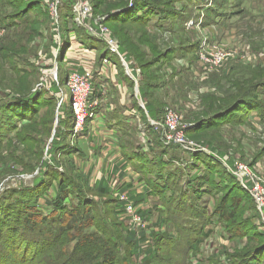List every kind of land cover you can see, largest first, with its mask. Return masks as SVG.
<instances>
[{"label": "rangeland", "instance_id": "rangeland-1", "mask_svg": "<svg viewBox=\"0 0 264 264\" xmlns=\"http://www.w3.org/2000/svg\"><path fill=\"white\" fill-rule=\"evenodd\" d=\"M58 1L56 18L59 25L55 27V18L43 5L47 0H0V27L4 31L0 40V141L5 148L1 153L6 160L5 165L0 164V264H62L69 258L67 254L54 252L56 248V251L60 249L66 236L59 246L51 243L50 248H45L40 245L41 241L36 242L38 237L22 233L28 214L24 212L27 209L25 203L34 201L29 195H37L42 207L50 201V206L55 210L58 208L56 211L60 219L65 217L66 210L70 211L73 207L81 215L89 209L98 218L101 228H87L83 222L80 226L83 236L78 239L92 233L104 239L103 229L107 226L100 219L107 217L108 225L110 222L116 223L121 234L116 264H142L149 246H158L162 261L170 260L172 264L240 263L257 243L264 242V234H260V231H264L263 217L255 209L250 191L237 179L239 183H236L226 167L213 164L203 153L191 157L182 150L169 148L165 150L168 160H159L156 165L149 166L152 171L162 172L164 177L174 176L177 182L173 184L176 188L173 195H162L157 202L168 211L158 210L154 215L150 212L142 222L133 221L130 214L115 211L118 203L115 191L107 195L99 194L96 185L89 186L81 175L66 181L69 169L65 165L71 163L68 154L59 152L56 155L57 163L50 160L48 150L52 141L60 136L61 143L66 144L69 137L64 126L69 127L73 120L70 109L61 108L64 94L68 92L69 105L72 97L64 59L77 57L79 49H95L92 46L98 48L100 55L105 52L104 45L86 34L85 26L89 21L85 20L83 24L76 21L74 6L80 0ZM86 1L93 5L98 0ZM133 1L107 0L94 15L103 17L105 22L109 12L107 4L112 12L131 2L133 4ZM142 1L129 12L132 15L140 9L136 15L143 23L140 30L123 29L118 27L119 24L114 27L107 23L118 41L123 35L132 37V44L148 53L139 59L132 58L135 66L133 75L138 77V89L132 81L138 106L139 88L142 85H162L151 91L152 99L162 102L159 105L162 107L159 121L163 120L166 107L178 109L189 139L197 143L210 140L218 150L226 153L224 161L229 167L233 166L230 161L235 162L236 171V164L242 163L252 174L264 179V0ZM112 5L120 7L114 9ZM183 7L185 9L180 13ZM165 10L172 14L162 15L160 11ZM115 30L117 33H114ZM64 36L71 41L68 48ZM146 39H152V52L147 48L150 40ZM79 41L91 48L79 46ZM133 47L130 50L135 54ZM212 49L215 50L209 51ZM227 52L228 58L224 64L215 61L205 64L203 55L208 57V53H217L218 59ZM143 61L151 63V66L146 68ZM64 77L66 79L61 80ZM172 83L180 85L173 88ZM243 85L255 86V90H249V96L258 95V102H252L249 98L252 103H246L245 99L219 120L209 124L200 123L223 112L225 103L234 99L237 103L242 99L237 90ZM54 86L59 88V92H53ZM31 93H35L32 99L24 101ZM216 97L219 100L214 101ZM209 102L214 108L203 114L201 103L207 105ZM63 118L67 122L61 125ZM203 127H208L212 132L197 131ZM149 128L160 132L162 138L160 127ZM28 129L31 132L26 134L31 137L26 141L21 140V137H28L25 134ZM69 139L72 141L71 137ZM37 146L43 152L41 163L28 170L26 163H35L39 157L33 156L40 154L36 151ZM173 160H178L180 166H176ZM202 161L208 171L215 173L207 177L210 189L220 195H182L181 190L188 187L191 179H195L192 173L195 168L201 169ZM62 177L72 195L61 191ZM36 180L40 181L36 183ZM169 180L167 178L168 184ZM185 180L187 182L183 184ZM248 180L247 176L243 177V183L247 184ZM3 195L5 200L6 197L13 198L11 206L3 204ZM222 200H225V210L216 213ZM179 201L184 202L185 208L179 207ZM224 212L234 213V220H224L221 216ZM5 219L6 224L3 225ZM213 222L214 226L211 224ZM238 224L242 231L235 234ZM122 228L147 233L148 241L141 244V254L137 255L132 244L125 243L123 236L126 237L127 232H123ZM157 234L166 236L164 239L159 236L162 243L154 242ZM66 246L69 250L72 244L67 241ZM22 259L25 261H20Z\"/></svg>", "mask_w": 264, "mask_h": 264}, {"label": "crops", "instance_id": "crops-1", "mask_svg": "<svg viewBox=\"0 0 264 264\" xmlns=\"http://www.w3.org/2000/svg\"><path fill=\"white\" fill-rule=\"evenodd\" d=\"M200 7L205 8L204 5ZM184 9L185 7L180 13ZM161 13L164 15L162 11ZM78 53L77 57L72 59L65 58V66L73 65L80 72L87 68L94 72L96 79L94 95L99 105L97 117L91 122L85 134L74 142V147H70L71 129L64 126L69 130L66 132L69 133L67 135L69 138L62 151L71 157V163L65 165L70 176L73 179L75 175L85 177L89 186L97 187L103 181L110 190L108 194L120 191L134 198H144L140 202H135L140 214L147 213L146 216H149L150 212L154 215L158 210L165 211L166 208L159 206L157 202L162 195H173L172 184L175 185L176 181L170 178L168 184L166 181L169 175L164 177L162 172L157 173L149 167L156 165L159 160L169 159L160 132L154 131L153 127L149 128L152 125L148 121L151 116L158 117L162 107L152 105L147 109L149 112L141 111L135 100L131 78L119 64L117 66L102 64L97 47L92 50L79 49ZM113 61L116 63V58ZM173 163L180 166L178 160H173ZM201 165V169H194L192 174L195 179H191L188 186L198 189L194 195H220L210 189L207 183L210 171L205 164ZM113 181L114 185L118 183L114 190ZM196 181L199 183L195 184ZM186 182L185 180L183 184ZM181 192L182 195L191 194L188 187H184Z\"/></svg>", "mask_w": 264, "mask_h": 264}, {"label": "trees", "instance_id": "trees-1", "mask_svg": "<svg viewBox=\"0 0 264 264\" xmlns=\"http://www.w3.org/2000/svg\"><path fill=\"white\" fill-rule=\"evenodd\" d=\"M42 1L44 2V0H42ZM140 2H144V1L134 0L131 7H128V5H129L128 4V5L120 8V9H117V10H119L118 12H115V11L111 12L110 10H112V8L109 7L110 5L107 4L106 8L109 12H107V14H106L107 19L104 20L105 23L106 24L111 23L112 26H114V27L119 24L118 27H121L123 29L132 28V29H135L137 31L140 30L141 26H143V23H142V20L136 18V15L139 14L140 9H138V11L136 13H134V14L132 13V15H131V13H129L131 11V8L133 6H137L136 4H139ZM103 3H107V0H98L96 3L93 2V9H94L95 15H97V11H99L102 8ZM39 4H41V3H39ZM14 5L19 7L17 3H15ZM43 5L47 9V3L43 4ZM112 7H114V9H115V8H119L120 5L118 7H115V5H112ZM148 7L149 6L145 7L144 9H147ZM162 12L164 14H168V15L172 14L171 12H169L167 10L162 11ZM60 28H61V26H60ZM61 31H64V30L61 28ZM68 33H69V31H68ZM114 33H117V31L115 30ZM86 34L89 36V34L87 32H86ZM92 38L94 39V37H92ZM130 38L132 39V37H125L124 35L122 37H120L119 43H120L121 51L125 52L128 55L129 60H132V58L139 59V57H142V56L145 57L148 54L147 51L146 52L144 50L142 51L141 48L134 46L132 44ZM65 39H66V48H68L70 46L71 41H70L69 37H67V38L65 37ZM84 40H85V38L83 39L82 42H84ZM146 40L147 41L150 40V43L148 44L149 46H147V48H149L150 51L152 52V50H154V45L151 43L152 39H146ZM79 42L81 44H83L81 41H79ZM100 44H102V43H100ZM84 46L86 48H91V47H88L89 45L88 46L84 45ZM131 47H133L135 54L131 52V50H130ZM92 48L96 49V47H94V46H92ZM106 54H107V52H104L100 56V59H102V57L105 56ZM142 64H143V66H146V68H149L151 66V63L147 64V61H143ZM120 68L122 69V67H120ZM66 77H67V75H66ZM66 77L61 78V80L66 79ZM175 77H177V76H175ZM156 84L157 83H148V85L145 84L146 86L142 85L139 88L140 89L139 95L143 99V101L145 102V111L149 112V110H147L149 108V106H152V105H158L159 106L162 104L161 101L152 99L153 95H152L151 91L154 90L155 88H158L157 86H159V87L162 86V85H158V84L156 85ZM171 85L174 88V87H178L180 85V83H178V84L172 83ZM254 88H255V86L245 87V85H243L242 87H238L237 92H240L241 97H242V99H239V101H238L239 103L238 102L235 103V99L225 103L224 106H226V107H224L223 112L218 113L214 117H209V119H210L209 121H208V119H205L204 121L202 120L200 123L205 122V124H207V122H208V124H209V123H212L213 120H219L220 118L225 116L227 111H230V109L231 110L234 109L235 105L243 103L242 101H245V99H247L246 103H250L251 100L249 98H251V97L249 96V90H251V89L255 90ZM52 90H53V92H56V93L59 92V88L57 86H54ZM34 94L35 93H31L30 95H28L23 100L29 101L30 99H32ZM93 98H95L94 94H93ZM251 99H252V102H254V101L258 102L259 101L258 95L257 96L253 95V97ZM17 100H19V99H17ZM216 100H219V98H217V97L214 98V101H216ZM240 100H241V102H240ZM219 105L221 106V103ZM206 106H208V107L206 108ZM201 107L203 110V114H205V113L207 114L208 112H210V110L212 108H214V105L212 104V102L207 103V105H204V103H201ZM61 108L63 110L70 109V114H71L70 116L73 118V112H72L71 107H69L68 105H63ZM140 110L144 112V110L141 107H140ZM151 118L153 120L159 119V117L153 118L152 116H151ZM66 122L67 121H65V119L63 118L61 120V125L66 123ZM73 123H74V120H72L68 129H72ZM198 123H196V125H198ZM203 128L198 129L197 131L201 132V131L206 130L208 132H212L208 129V127L204 128V129ZM68 131H66V132H68ZM27 132H31V131H29V129H28L25 131V134ZM69 133H71L70 137L72 138V131ZM26 136H28V137H21L20 139L23 141H26V140H28L29 137H31V135H29V134H26ZM56 137L57 138H55L52 141L51 147L48 150V153L51 154L50 160L53 163L58 162L56 155L59 152L62 154L66 153V152L62 151V149H65L66 144L61 143L62 138L60 139L59 138L60 136H56ZM200 144H202L203 146H208L212 150L217 151L221 157L226 156V153L224 151L218 150L217 149L218 147L216 148L210 140H207V139L202 140V141H200ZM2 145L3 144H1V141H0V164L5 165L6 160L3 156V154L1 153V150L5 149V148H3ZM70 147H71V144H70ZM172 147H174V148H172ZM37 148L38 149L36 151L40 152V154H33V156L34 155L39 156L37 159V162H35V163L32 162V164L26 163L29 166V167H27L28 170L35 168L36 166H38L41 163V156H42L43 152L39 149L38 146H37ZM166 148L167 149L171 148V149L181 150L176 145L171 146V147H166ZM195 155H197V153ZM195 155H193V156L190 155V156L194 157ZM206 156H207V158H209L210 160H212L214 162V163L213 162H211V163L222 164V163H220L219 160H215L208 155H206ZM174 161H176V160H174ZM202 162H201V164H204V162L203 163ZM205 163L207 165L209 164V162H205ZM178 164L180 165V162ZM230 164H233V161H230ZM176 166H178V165H176ZM9 170H10V168L7 169V171H9ZM212 174H215V173H213L211 170L210 175H212ZM0 178H1V175H0ZM66 178L68 179L66 181L74 180L69 175V172L67 173ZM169 178H171L170 175H169ZM174 179H175V177H174ZM39 181L40 180H36L35 182L38 183ZM64 181H65V178L62 177V180L60 183L61 191L69 193V191H68L69 185L67 183H65ZM235 182L239 183V182H237L236 177H235ZM194 183L198 184L197 181ZM207 183H208V180H207ZM175 185H176V183H175ZM209 186H210V184H209ZM175 189L176 188H174V190ZM188 189L192 195H194L195 193L198 192V189H195V187H193V186H191V187L188 186ZM97 191L99 192V194L104 195V194H108L110 190L102 181L98 184ZM191 194H189V195H191ZM0 195H2V194H0ZM69 195H72V194L69 193ZM29 196L34 201H33V203H31L29 201H26V203H25V205L27 206V209H25L24 212L28 213V214L25 217V223H24L23 231H22L23 234H31L35 237H38L39 240H37L36 242L41 241L42 243L40 245H44L45 248H50L51 243H54V244L56 243V246H59V244H61V241L65 238L64 236H66V240L64 243H62L60 249L58 251H56L57 248L54 250L55 253L60 252L63 255L67 254V257H69L67 259V261H65V263H62V264H116V260H117L116 251L118 250V244H120L119 241H120V236H121V234L118 233V229L116 228V223L110 222V224L108 225L107 217H105L102 220L100 219V221L104 225L107 226L106 229H103L104 239L98 237V235L96 233H92L90 235L86 234L81 239H78L80 236H83V234H81L82 230H80L81 223H83V222L86 223L85 226L87 228H93V227H95L97 229L101 228L99 225L100 223L98 221V218H96V216L93 213H91L89 209H87L85 214L81 215V212L78 211V209L73 207V209L70 211L66 210L65 217L60 219L58 217L57 211H56L58 208H56V210H55V208L53 206H50V204H49L50 201L46 204V206L42 207V205L39 203V200H37V198H38L37 195H29ZM3 197H4V195H3ZM131 198L134 200V203L144 200V198H136V197L134 198L132 195H131ZM3 199H4V201H3L4 205L7 206V204H9V206H11L10 202H12L13 198L10 199V198L6 197V200H5V197H4ZM22 199H23V196H22ZM251 199H252V197H251ZM179 202H180L179 207L185 208L184 202L183 201H179ZM224 204H225V200H222L221 207H220V209H216V213H218L221 209H222V212L225 210ZM254 205H255V203H254ZM255 209H256V207H255ZM115 211L118 212L119 214L124 213L123 204L119 200L117 203V208H115ZM165 211H168V210L166 209ZM7 214H9V213H7ZM67 214H68V216H67ZM146 214L147 213H142L141 216L143 218H147ZM221 216L224 220H227L230 222H232L235 218L234 213L233 214L232 213L226 214L224 212L223 215H221ZM4 223L6 224V219L3 221V225H4ZM211 224H213V226H214L215 222H213ZM258 229L261 230V228H259V227H258ZM122 231L127 232L126 237L123 236L125 243L130 244V245L132 244L133 248L136 249L137 255L141 254L142 253L141 244L148 241L147 233L143 232V231L137 232V231H135V229L127 230L126 228H122ZM240 231H242V228H240V224H238V227H235V234H237V232H240ZM243 232H245V231H243ZM260 232H261L260 234H264L263 233L264 231L263 232L260 231ZM157 235L158 236L154 238L155 239L154 242H158V243L161 242L162 239L160 237H163V239L166 238L165 235H160V234H157ZM204 235H205V237L207 236V234H204ZM169 239H170V237H169ZM45 240H47V241L45 242ZM67 241L70 244H72L71 249H70V247H68L69 250L67 249V246H66ZM197 245H198V243H197ZM159 250L160 249L158 246L156 248L153 246L152 247L149 246V248L145 252V257L142 259L143 260L142 264H172V263H170L171 262L170 260L162 261L163 257L161 255H159ZM258 253H260V255H259V257H256L255 255ZM244 256H245V258L242 259V261L238 264H263L264 263V242L257 243V245L253 249L248 251ZM12 257H13V254H12ZM54 257H56V255H54ZM13 258H15V255ZM155 260H157V263H154ZM20 261L24 262L25 260L22 259ZM160 261H162V262H160Z\"/></svg>", "mask_w": 264, "mask_h": 264}, {"label": "built area", "instance_id": "built-area-1", "mask_svg": "<svg viewBox=\"0 0 264 264\" xmlns=\"http://www.w3.org/2000/svg\"><path fill=\"white\" fill-rule=\"evenodd\" d=\"M58 0H47V8L50 10L53 18V25L58 27L59 20L56 18L58 11ZM132 6V2L128 7ZM75 12L77 13L76 21L79 24H83L85 20H88L86 24L87 33L97 39L100 43L105 46V52L107 54L102 57V64H109L112 66H117L124 69L126 75H128L132 81L136 83V89H138V77L133 75L135 71V66L132 64V60L128 59V55L121 51L119 41L114 37L111 30L105 22H103V17L95 16L92 3L89 1H78L74 6ZM4 36V31L0 27V40ZM79 44V43H78ZM81 47H85L79 44ZM215 49L209 50L213 51ZM94 51V50H93ZM227 55V56H226ZM203 59L208 65L215 61L218 64H224L225 60L228 58V52L223 54L217 59V53H208ZM226 56V57H225ZM116 58L115 63L113 59ZM67 78H68V89L71 92V102L70 105L67 102L68 92L62 97V106L68 105L71 107L73 112V127L72 131V142L71 146L74 145L75 140L80 139L86 130L89 128L90 123L97 117V107L99 101L93 98L92 94L95 90V76L94 72L90 69H85L83 72L78 71L73 65L67 66ZM138 93V92H137ZM138 101L140 107L145 110V102L138 94ZM60 113V112H59ZM149 123L152 126H157L162 129V142L165 147L178 146L182 151L190 155H195L196 153H203L212 157L215 160H219L229 171L236 177L238 181L242 184L244 188L250 191V196L252 197L255 207L258 213L263 217L264 220V179L252 174L247 166L242 163H237L235 171V162L232 167L224 161L217 151L212 150L208 146H203L196 141L189 139L186 135V127L182 122V114L178 109L174 107H166L164 110L163 120H153L148 118ZM229 167V168H228ZM247 176L249 178L247 184L243 183V177ZM115 187L117 184L114 185ZM118 200L123 204L124 212L132 215L133 221H143L141 214L136 211V205L133 202L131 196L126 192H116ZM264 264V263H263Z\"/></svg>", "mask_w": 264, "mask_h": 264}, {"label": "water", "instance_id": "water-1", "mask_svg": "<svg viewBox=\"0 0 264 264\" xmlns=\"http://www.w3.org/2000/svg\"><path fill=\"white\" fill-rule=\"evenodd\" d=\"M119 10L115 11V12H118Z\"/></svg>", "mask_w": 264, "mask_h": 264}]
</instances>
